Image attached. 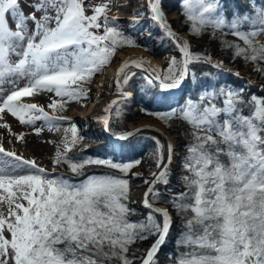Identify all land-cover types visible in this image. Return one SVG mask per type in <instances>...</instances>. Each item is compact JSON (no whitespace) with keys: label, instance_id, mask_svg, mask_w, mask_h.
<instances>
[{"label":"snow or ice","instance_id":"1","mask_svg":"<svg viewBox=\"0 0 264 264\" xmlns=\"http://www.w3.org/2000/svg\"><path fill=\"white\" fill-rule=\"evenodd\" d=\"M146 5L147 13L137 11L129 27L139 26L141 18L157 25L180 59L173 55L166 69L152 68L143 77L145 96L155 103L189 80L194 86L182 103L168 111L141 109L161 121L178 120L187 126L182 190L168 187L175 149L155 137L154 170L143 181L147 187L140 213L131 206L126 177L143 175L132 171L142 160L117 163L84 155L87 149L78 145L85 137L75 123L64 129L53 172L0 146V207L6 208L0 211V264H157L173 225L170 209H175L182 225L175 264H264V95L249 96L244 88L223 81L219 74L223 61L213 62L207 53L194 52L189 41L173 32L163 0H146ZM91 7L93 14L87 15L84 0H25L23 6L21 0H0V114H11L21 125L43 121L49 130L57 128L58 121L68 118L49 116L43 107L22 98L54 94L59 99H52L48 107L62 112L68 100L87 98L86 85L118 48L148 50L119 25L118 17L106 15L109 4ZM180 13L190 35L219 34L233 60L242 58L253 64L254 71L264 73V66L257 67L264 64V43L257 41L264 35V0H248L247 9L234 12L227 10L226 0H180ZM143 31L152 38L150 26L139 35ZM229 35L235 40L225 39ZM146 63L133 58L119 65L114 80L119 98L104 109L109 113L103 117L106 131L112 110L119 111L131 95L124 88L135 76L132 69H144ZM198 64L218 71L204 72L198 79ZM157 88L159 92H154ZM41 130L34 128L37 135ZM130 136L128 132L116 139L126 141ZM15 139L21 141L23 134ZM63 165L71 176L54 174L55 167ZM92 165L123 176L87 174ZM149 239H153L150 247L133 248Z\"/></svg>","mask_w":264,"mask_h":264},{"label":"rangeland","instance_id":"2","mask_svg":"<svg viewBox=\"0 0 264 264\" xmlns=\"http://www.w3.org/2000/svg\"><path fill=\"white\" fill-rule=\"evenodd\" d=\"M24 2L25 0H21L22 6L24 5ZM104 3H107L110 6L109 10L106 12L107 15L108 12L114 9L115 6L113 4L115 3V0H84L86 14L87 15L93 14L91 6L104 4ZM23 10L25 12L30 11V9L27 7H23ZM137 11L147 13L146 1L143 2L141 6H139V8H137L134 11L133 15ZM163 11L165 12L166 19L169 22L173 32L177 33V35L181 40L187 38L189 43L192 42L193 44H199L201 46L200 50L202 51V53H207L208 55H210L211 60L213 62L223 61V70L220 71L219 74H222L224 72H228L232 74L238 72L239 76L237 77L242 79L245 82V84L252 85L255 89L264 93V90H262L261 88L264 82L260 79H257L255 71L253 70V67L251 66L250 63H246L244 60H239L235 64H231L225 61L222 55L216 52L215 49L213 48V45L209 44V42L195 40L191 36H189V34L186 31H184L183 29L184 25L181 23L180 13H178L177 11L168 12L164 7H163ZM130 21L122 20L119 22V25L122 28L129 30L131 34H133L134 36L140 38L141 44H146L148 46V50H145L142 47H127L114 53L113 61L111 62V64L103 66L98 73L94 74V76L91 78L89 83L86 85V87L90 89V91H88L87 93V98L78 99V100H68L65 103L64 110L62 112L57 111L54 113L53 110L48 107L52 99H57V100L59 99L58 97H55L54 94L46 93L44 96L41 97L22 98L24 102L35 103L38 106L43 107L44 111L47 112L49 116L63 115L68 119L64 121H58L57 122L58 127L49 130V128L43 121H36L34 126L21 125L15 117L11 116V114H6V113L0 114V117H2L0 118V125H4V124L8 125V127L6 128L0 127V146L4 147L6 150L16 151L17 154L22 155L26 159H34L40 167H43L48 172H50L53 171L54 168L52 161L55 158V153L57 151V148L58 147L62 148L63 146L62 141L65 137L64 129L70 127L71 123H75L78 126L79 135L85 137V139L81 141L78 145V148L81 150L92 147L95 150L105 152L111 147V145L114 142H117L116 138H110L105 133L104 124L100 123L96 119L95 116L96 114L94 112L90 113L88 116L78 121L77 118H75V116H77V113H80L84 108L85 106L84 102L86 101H91V100L94 101L95 99H100L103 96H106L109 97L110 99L109 103H110L113 99L119 98L117 94V89L115 88V84H114L115 76L113 79H110L109 81L107 82L105 81L102 84L98 85L99 75L105 72L106 67L111 66L119 61V59H117L118 53L124 54V58L121 63H123L125 60H129L133 58L143 59L147 62L144 65V69L133 68L135 69L134 71L135 76H137V78L141 80V85L139 86L140 89L139 87L136 88L130 87L128 89H124V91L131 93V95L127 98V100L122 101V108L128 110V113L130 115H133L136 111H138L137 102H138L139 93L144 92V89L147 88V85L143 80V77L147 74H150L152 68L158 69L160 71L166 69L167 61L173 55H175L177 59L180 58L177 50L175 49V46L171 43V40L164 35V33L158 28L157 25L151 24L150 22H145L141 18V24L139 26H136L135 28H130L129 27ZM149 26L151 27V30L153 32V36L151 39H149L147 31H143V34L139 35L142 28L146 29ZM100 32L102 33V29L100 30ZM257 39L259 41H264V35L259 36ZM138 71L140 74H137ZM3 87L6 90L11 89V85L8 84H4ZM92 93H97V94H92ZM105 115H109V113L104 112V114L103 113L101 114V117H104ZM142 118H150L152 121H155V119H153L152 117L132 116V118L131 117L130 119L127 118L124 121V125L127 127L126 132H128L129 130L135 127V126H131V124H136ZM35 127H40L42 129L39 135H37L34 132ZM166 131L172 136L173 144L172 143L171 144L175 149V153L169 171L170 172L177 171L176 174L180 176L182 172L181 169L182 154L179 151V149L176 147L178 133L176 131L175 132H170L169 130ZM21 133L23 134V139L21 141H17L15 137L17 134H21ZM93 137H95V140L92 139ZM99 141H102L100 145L97 144ZM168 143H170V140L166 141V144ZM55 170H60V169L58 166H56ZM132 171L137 173L142 172L141 169L138 167ZM177 186L179 190H182V185L178 184ZM145 188L146 187H142L133 190L130 194L131 201L138 203L139 201H136L133 198L134 193L137 192L138 190H142V189L144 190ZM0 211H6V208L0 207ZM172 215H173V221H176V218L173 213Z\"/></svg>","mask_w":264,"mask_h":264},{"label":"trees","instance_id":"3","mask_svg":"<svg viewBox=\"0 0 264 264\" xmlns=\"http://www.w3.org/2000/svg\"><path fill=\"white\" fill-rule=\"evenodd\" d=\"M227 3V10L229 12H234L237 10L243 11L247 9L248 7V0H226ZM257 3H259V0H257ZM164 8L168 12L177 11L180 13V0H163ZM180 19L181 23L184 25V31H186L189 34V25L186 22L185 18L180 13ZM125 29V28H124ZM127 30V29H125ZM129 31V30H127ZM130 32V31H129ZM131 33V32H130ZM102 34V33H101ZM193 39L199 40V41H207L209 44L213 45V48L216 52L222 55L225 61L235 64L239 60H243L242 58H236L235 60L232 59V52L228 50L227 48L222 47L220 44V40L218 39L219 34L217 36L211 35L210 32L203 34L200 37H194L189 34ZM258 38V37H257ZM225 39L228 41H234L235 38L231 35L227 36ZM258 43H264V41H259L257 39ZM137 43L141 44V39L137 37ZM191 49L194 52L202 53L200 50L201 46L199 44H193L190 43ZM127 47H133V46H124L122 48H118L116 52L123 48ZM114 57V54H113ZM180 59V58H178ZM113 61V58L111 59L110 63ZM253 67V64L251 62H248ZM264 64L257 65V67H262ZM197 71L198 79L201 77L202 73L204 72H211V73H217V69L212 68L210 65L207 64H198L195 66ZM135 69H132V72H134ZM137 74H140L139 71ZM255 74L257 76V79H260L264 82V73H259L255 71ZM223 81H226L229 83L232 87L235 88H244L247 95H264V93L258 91L255 89L252 85H247L245 82L240 79L239 77L233 75L232 73L224 72L220 74ZM141 79V78H140ZM141 85V80L137 78V76H134L130 81L128 86H126L124 89H128L130 87L136 88ZM264 85V84H263ZM193 85L191 80L188 81L181 89L179 90H173L171 93H163V100H160L159 97L157 98V101L155 103L150 102L151 96H145L144 92H140L138 95V102L137 107L138 111H136L133 115H130L128 113V110L124 108H120L119 111L114 108L110 114V123H109V131L105 130V133L110 138H116L117 136L124 134L127 131V127L124 125V121L132 116L134 117H152L156 121H158L161 125L165 127L166 130H169L170 132H177V142L176 147L179 149V151L182 154V157L184 155V145L186 143V136L188 132L187 126L178 120H173L170 122H165L159 120L154 115H150L146 112H142V108L148 109L149 112H165L168 111L170 107H176L177 104L183 102V98L187 96L193 89ZM140 89V87H139ZM154 92H159V89H153ZM153 137L159 139L163 144H166V140L157 132L151 131V130H141L139 132H136L132 134L126 141H117L114 142L111 147L105 151L101 152L99 150H95L94 148H88L86 152L83 154L86 156H93V157H103V158H110L114 162L117 163H126L135 161L136 159H141L142 163L141 165L136 166L135 168H140L141 173H143L142 176H131L130 174L126 177L129 179V185H130V193L133 190H136L138 188L146 187L144 184V178L149 177V172L151 170H154V164L152 159V154L155 150V143L153 140ZM92 139L95 140V137ZM122 144L123 147H116L113 149V145ZM178 157V156H177ZM60 170H55L54 174H60L64 173L69 176H71V173L69 172L67 165L58 166ZM134 168V169H135ZM133 169V170H134ZM53 172V171H50ZM177 171H169V177H170V184L169 188L174 191H180L178 188L179 179L180 176L176 174ZM105 173H112L118 176H123L122 173H119L117 170L110 169L106 166H89L87 169V174H105ZM73 180L82 179V177H72ZM176 185V186H175ZM181 185V184H180ZM161 191L164 192V195L167 196L169 193L164 191V186H159ZM162 205H165L163 203H159ZM132 207L137 209V212L140 213L143 211L142 205L140 203L133 202L131 204ZM167 206V205H165ZM170 211L174 214L176 221H173V225L170 229L169 236L166 240V242L161 246L158 254H157V264H175L174 254H177L181 249H178L176 245V240L179 239L180 233H181V221L180 217L175 214V209H170ZM139 218L138 216L133 217V219ZM153 242V239H149L147 241L143 242H137V244L133 245V248H139L141 250L146 249L150 247L151 243Z\"/></svg>","mask_w":264,"mask_h":264},{"label":"bare ground","instance_id":"4","mask_svg":"<svg viewBox=\"0 0 264 264\" xmlns=\"http://www.w3.org/2000/svg\"><path fill=\"white\" fill-rule=\"evenodd\" d=\"M146 0H115V3L113 4L115 7L113 10H111L110 12H108L107 16L109 18L115 16L119 18V22L122 20L125 21H130L133 17V13L134 11L139 8V6H141V4L143 2H145ZM124 58V54L123 53H118L117 55V59H119V61L111 66L106 67V70L103 74L99 75L98 78V85L102 84L103 82H107L110 79H113L115 76L116 71L118 70L119 65L121 64V62L123 61ZM46 94V93H45ZM45 94H37L33 97H41L44 96ZM92 94H97V93H92ZM109 97L103 96L100 99H95L94 101H86L84 108L82 109V111L80 113H77V116H75V118H77V121L80 119L85 118L86 116H88L90 113L94 112L96 115V119L103 124V117H101V114H104V109L105 107L109 104ZM152 120L150 118H142L140 119L136 124H131V126H137L138 124H144V123H151ZM153 124L158 126L161 130L166 131L164 129V127L156 122L153 121ZM167 133V131H166ZM168 134V138L170 140V143L173 144V138L172 136ZM102 141H99L97 144H101ZM145 191V189L143 190H138L137 192L134 193V200L136 201H140L142 196H143V192Z\"/></svg>","mask_w":264,"mask_h":264},{"label":"water","instance_id":"5","mask_svg":"<svg viewBox=\"0 0 264 264\" xmlns=\"http://www.w3.org/2000/svg\"><path fill=\"white\" fill-rule=\"evenodd\" d=\"M184 40H187V38H184ZM188 41V40H187ZM159 123V122H158ZM137 129H139V130H151V131H154V132H157V133H159L166 141H168L169 140V136H168V134L166 133V131H163V130H161L158 126H156V125H154L153 124V121L151 122V123H147V124H143V125H138V126H135L134 128H132L131 130H129L128 132H131L132 134L134 133V132H136L137 131ZM128 132H126V133H128ZM117 140V139H116ZM147 187V186H146ZM145 190H146V188H145ZM142 199H143V196H142V198H141V200L138 202V203H140L141 205H142ZM157 206H159V207H165L164 205H162V204H158Z\"/></svg>","mask_w":264,"mask_h":264}]
</instances>
